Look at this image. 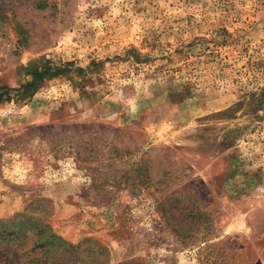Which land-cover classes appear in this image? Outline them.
Segmentation results:
<instances>
[{
    "label": "rangeland",
    "instance_id": "1",
    "mask_svg": "<svg viewBox=\"0 0 264 264\" xmlns=\"http://www.w3.org/2000/svg\"><path fill=\"white\" fill-rule=\"evenodd\" d=\"M0 100V229L264 264V0H0Z\"/></svg>",
    "mask_w": 264,
    "mask_h": 264
},
{
    "label": "trees",
    "instance_id": "2",
    "mask_svg": "<svg viewBox=\"0 0 264 264\" xmlns=\"http://www.w3.org/2000/svg\"><path fill=\"white\" fill-rule=\"evenodd\" d=\"M138 57V55H136ZM139 58V57H138ZM70 65V63H67ZM66 69L58 65L45 66L42 69L33 71L32 74L36 79L42 78L44 75H54L62 73ZM1 101V100H0ZM13 229L4 225L0 229V237L6 238L7 235H11L10 240H18L19 236L27 239L22 245L21 250L13 253L12 255L1 258V262L7 264H68L78 259H82L77 256L78 250L82 247L81 245L73 244L65 239L57 236L49 227L45 229V226H41L40 229H36V232L31 231L35 234V237H29L25 230V234L21 233L20 227L17 228L21 223H16L15 219L10 220ZM21 226V225H20ZM54 246V247H53ZM104 249H106L104 247ZM102 260H97L93 264L103 263ZM84 264H87L85 260H82Z\"/></svg>",
    "mask_w": 264,
    "mask_h": 264
}]
</instances>
